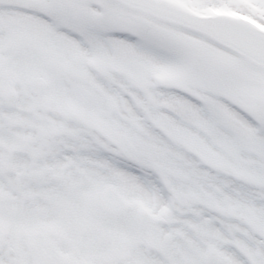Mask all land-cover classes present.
I'll return each instance as SVG.
<instances>
[{
	"label": "snow or ice",
	"instance_id": "1",
	"mask_svg": "<svg viewBox=\"0 0 264 264\" xmlns=\"http://www.w3.org/2000/svg\"><path fill=\"white\" fill-rule=\"evenodd\" d=\"M0 264H264V0H0Z\"/></svg>",
	"mask_w": 264,
	"mask_h": 264
}]
</instances>
